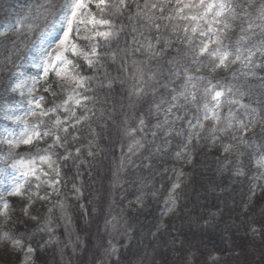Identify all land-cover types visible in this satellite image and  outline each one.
<instances>
[{"label": "trees", "instance_id": "16d2710c", "mask_svg": "<svg viewBox=\"0 0 264 264\" xmlns=\"http://www.w3.org/2000/svg\"><path fill=\"white\" fill-rule=\"evenodd\" d=\"M145 2L126 0L127 7L120 13L111 7L104 12L117 35L100 44L92 66L72 58L79 74L91 78L84 82L88 99L81 108L83 119L67 133H59V144L52 137L40 143L39 153L35 147L19 148L18 156L55 154L60 172L56 201L64 199L72 222L68 240L58 224V241H46L38 226L24 219L22 204L10 199L15 239L34 249L29 264H264V172L255 170L256 158L264 156V53L256 51L264 42V33L249 43L256 54L248 66L238 62L212 72L211 65L192 63L186 40L170 32L172 20L164 25L166 20L158 19L168 15L172 2L163 12L159 6L165 0H147L149 7L158 5L150 12ZM239 2L244 7L237 11L247 10L250 15L234 21L227 33L224 43L232 51L241 28L246 29L249 20H258L264 6V0H252L251 5L248 0ZM64 3L0 0V27L25 16L29 18L26 23L34 26L31 31L22 28L18 36L0 37V105L13 99L7 87L15 71L31 55L40 34L62 15L60 5ZM137 5L154 17L151 25L134 16ZM45 8L55 15L46 14ZM164 30L169 31L166 37ZM149 43L154 45L151 51ZM185 52H189L187 57ZM185 68L193 77H204L196 81V90L210 81L225 92L220 120L190 130L186 123L196 125L198 120L196 107L201 102L197 99L195 110L181 109L183 128L178 126L177 134L169 133L157 127V108L183 90ZM134 85L143 88L141 95H129ZM230 86L247 94L228 93ZM57 93L56 88L42 93L41 103L55 106ZM229 99L239 103L229 104ZM251 109H256L255 127L243 134L246 143L242 144L236 121L248 117ZM229 122L233 127H228ZM130 129L136 131L129 135ZM135 135L147 141L148 147L141 151L133 147ZM225 146L230 151L225 152ZM133 155L138 156L127 161ZM238 170L243 174H237ZM176 173L181 178L174 207L165 213ZM117 214L127 223L128 237L120 239L115 253L106 255L109 223ZM21 255L6 244L0 248V264H20Z\"/></svg>", "mask_w": 264, "mask_h": 264}, {"label": "snow or ice", "instance_id": "6c2138e0", "mask_svg": "<svg viewBox=\"0 0 264 264\" xmlns=\"http://www.w3.org/2000/svg\"><path fill=\"white\" fill-rule=\"evenodd\" d=\"M171 0H165V4L159 6L160 11L163 12V7L170 3ZM249 5H251L252 0H248ZM176 5H178L175 8V16H173L171 13L168 16H160L158 19H165V20H174L179 19L183 21H188L189 23L185 24L183 27V31L186 36V44L191 49V55H192V63L193 64H203L205 67H210V71L215 72L216 69H219L221 67L227 68L229 64H234L237 62H240L244 66H248L252 62L253 56L256 54L255 51H253L252 48H244L243 42L248 39V37L241 35L239 39L236 41V47L235 51H232L231 45H226L224 43V40L227 38V33L232 30L234 24L233 22L240 19L241 17H244L245 19L249 18V13L247 10L244 12H238L237 10L241 7H244L239 0H187V2H184V0H176ZM96 7L99 9L101 13H104L109 7L114 9L115 13H120L122 9H125L127 7L126 0H96ZM158 5L156 3H152L149 7V4L147 3V0L145 2L144 8L148 9L149 12L151 9H156ZM88 8V3L86 0H65V3L60 5V12L62 15L56 16V22L60 23L63 27V35L58 37L57 39V48L60 49V51L55 52L54 58L53 53L48 51L47 49H41L39 52V60L40 64L38 66L43 67V75L37 79L36 77H30L28 79H31L32 87L28 88V93L31 96L32 92L34 91L35 87L38 85L40 80H46L48 76V72L50 69H55L56 76L61 79V81L64 82V84L68 85H75V87L72 89L73 92H75V88H83L84 82L86 79H91L90 77H84L81 76L78 72L74 70L75 66L73 65V61L68 59L64 53L67 51H71L74 56H81L83 59L87 62L89 66H92L94 63V60L90 57H98L99 53L97 51L96 45H92L90 50H84L79 49L75 43L72 42V39L70 38V34L74 30L75 25V31L76 34L79 35L80 25H87L90 24L95 28L97 25L104 26L108 25L109 30L106 31H95L93 33L94 36L102 37L105 40H109L117 35L116 32L111 30V20L104 19V18H97L95 15L91 13H85L84 10ZM137 8L139 9L136 13H134V16L137 18H142L146 21L147 24L151 25L153 22L154 17L149 15L148 12L144 11L143 9H140V6L137 5ZM189 10L186 12L185 10ZM198 10V11H196ZM44 12L46 14H53L50 13L49 9L45 8ZM84 17V18H82ZM258 18L264 22V6H262V9L259 13ZM29 18L27 16L19 18L15 21L14 24H7L0 29V36L6 35L9 31H16L19 32L22 28H27L29 31L33 29V25L30 23H26V21ZM129 19H132V17H129ZM258 27L262 28V31H264V24L262 25H256ZM178 26H174L172 31L175 32L177 30ZM254 27V21L249 20L247 29L241 28V32L249 31ZM155 28L159 30L160 25L156 24ZM135 31V29H133ZM190 33V34H189ZM198 36L201 38L198 42V44L193 45L194 37ZM92 37L85 36L83 39H91ZM154 48V45L149 43L147 45V49L151 51ZM256 51H260L264 53V42H262V46L260 48H257ZM154 55H159V53H153ZM185 57L189 55V52L184 53ZM201 57H207V62L204 60H201ZM113 59H115V55H113ZM57 61L60 62V67L57 68ZM72 66V67H70ZM259 66V65H258ZM200 69L197 68V71ZM185 83L183 86V90L177 93V95H174L172 97L173 101H176L178 97H182L185 100H188L190 97L191 100H196V92L194 91L197 88V80H203L204 77H193L191 74L188 73V69L185 68ZM142 79V77H141ZM139 83V81H138ZM27 85V80L25 79H18L15 84L12 86V91H20L21 95H23V90L25 89ZM216 86L213 85L210 81L208 83V86L203 89V92L205 96H211V103L206 102L204 104V120L212 119L214 121H219L220 116L217 112V109L221 107V97L225 95V92L222 90H215ZM50 87H46L44 89L45 92H50ZM143 92L142 87H136L133 86V90L129 93V95H141ZM228 93H232L233 95H236L237 93L240 96H244L247 93L242 91L240 88H236L235 91L230 86L227 88ZM74 97L69 96V100L73 99ZM44 99L43 96H41L38 100L29 99V105H32L35 103V108L40 109V112L37 113L35 110H33L31 107L29 108L27 115L32 117H44L48 116L49 113L56 112L57 108L62 107L61 105H57L55 107L49 108V109H43L40 101ZM84 99H88V97H84ZM68 103L67 100L64 101V104L66 105ZM76 105H80L81 101L80 99L75 100ZM229 104H235L239 103L238 100L235 99H229ZM158 107V106H157ZM241 107H246L245 105H241ZM170 111V109H169ZM211 113V116L208 113ZM256 109H251V113L248 117L245 119L237 120L236 121V127L240 130H242V134L240 137L241 143H246V141L243 138V134L247 133L252 130L253 127H255V115ZM5 118L10 119L13 121H22L23 118L19 116H12L10 112L5 109ZM72 115H75L73 112ZM231 115V113H230ZM83 119V117L81 118ZM80 121L77 120L76 123H79ZM24 127L20 131V133L17 135L16 133H9L6 136H4L3 140L0 142L6 143L11 149H15L20 147L21 145H32L35 141H40L44 137L53 135L51 130H40V124L43 123L42 120L38 121L35 125H29L27 120H23ZM54 125L59 127L63 122L59 117L55 121H53ZM145 123L144 119L141 118L139 121L140 126H143ZM200 127L204 128V124L197 120L196 125H192V127ZM159 127V125H157ZM228 127H233L232 123L229 122ZM68 128L64 127L62 129L63 132L67 133ZM136 129H130L128 134L132 135ZM215 131V129H213ZM60 136L56 135L54 137V143L59 144L60 143ZM190 142V140H189ZM138 143V142H137ZM141 147L143 145H140ZM51 147V146H49ZM129 150H132V146H130ZM225 152L230 151V146H225ZM40 149H37V152L39 153ZM77 151H79L77 149ZM177 157L180 156V153H176ZM66 159L67 157H63ZM38 159L43 164H47L49 169H52L57 176H59V168H54L53 165L55 164V161L52 159L51 155H39ZM256 166L264 169V156H260L256 158ZM11 167L13 169H16L20 176L24 181L27 180L29 176L35 177L37 181L41 180V176L37 175V168L35 166V160H24L23 158L14 160ZM44 176L49 175L47 172L42 173ZM237 174H243L242 171L238 170ZM58 183V181H56ZM40 185L37 184V187ZM179 185H174L173 187H178ZM24 187V184L21 180L14 179V182L12 184L11 191H9V195H19L21 194V189ZM3 208L7 209L8 204L5 202L3 203ZM5 236L8 234L5 233ZM12 243L19 246L21 245V241L18 239H13ZM25 252L24 259L22 261V264H29V261L31 260V254L34 250L32 247H28L27 249H21Z\"/></svg>", "mask_w": 264, "mask_h": 264}, {"label": "rangeland", "instance_id": "374dc122", "mask_svg": "<svg viewBox=\"0 0 264 264\" xmlns=\"http://www.w3.org/2000/svg\"><path fill=\"white\" fill-rule=\"evenodd\" d=\"M88 3V8L85 11V13H91L95 15L98 19L106 17L105 13H101L99 9L96 7V0H86ZM172 6L168 11V15L171 13L173 16H175V8L178 6L176 5V0H171ZM184 2H187V0H184ZM188 12L189 10H185ZM198 11V10H196ZM167 15V16H168ZM84 18V17H82ZM170 20H166L164 25L170 24ZM189 23L188 21H183L179 19L172 20V26H171V34L181 35L182 38L186 40L185 33L183 31V27L185 24ZM264 22H262L260 19L254 21V27L249 30L242 32L241 35H244L248 37L243 42L244 48H250L249 43L252 41L254 36H259L264 33L262 31L261 27H258L256 25H262ZM174 26H178L177 30L175 32L172 31ZM3 27V26H2ZM0 27V29H2ZM62 25L60 23H54L52 26L45 29L42 34L39 37V40L37 41V44H35V48L32 50L31 55H29L26 59V61L15 71L9 86L7 87V91L9 94H11L13 99L10 102L4 101L2 105H0V141L3 140L4 136H6L9 133H16L17 135L20 133V131L24 127L23 120H27L29 125H35L38 123V121L42 120L43 123L40 124V130H51L53 135L44 137L40 141H35L32 145H24V146H35L37 149L43 148V146H40V143L45 141L46 139L54 138L56 135H59V133L62 132V129L64 127H71L78 123H76L77 120L81 121L83 114L81 111L82 106L87 102V99L85 100L84 97H87L86 95V89L85 86L83 88H75V92L72 91V89L75 87V85H68L64 84L63 81L59 77L56 76L55 69H50L48 72V76L46 80H40L38 85L35 87L34 91L32 92L31 96L28 93V88L32 87L31 79H28L30 77H36L39 79L43 75V67L38 66L40 64L39 60V52L41 49H47L48 51L54 54L57 51H60V49L57 48V39L58 37L63 35ZM247 29V28H246ZM109 30L108 25L100 26L97 25L95 28H93L92 25H80L79 35L76 34L75 31V25L74 30L70 34V38L72 39V42L77 45L79 49L84 50H90L92 45H96L97 49L100 46V44L105 41L104 38L94 36L93 33L95 31H106ZM113 30V28H111ZM169 32V31H168ZM168 32L164 30L163 37H166L165 33ZM18 32L16 31H9L6 35L0 36L2 37H8L17 35ZM26 34V33H25ZM24 34V35H25ZM190 34V33H189ZM23 35V36H24ZM264 35V34H263ZM18 36V35H17ZM89 36L92 37L91 39H83V37ZM176 37V36H175ZM201 38L198 36L194 37L193 45L198 44L199 40ZM186 49L191 53V49L186 44ZM233 51H235V47L233 48ZM64 55L70 59V58H76V59H83L81 56H74L72 52L69 50L64 53ZM91 59H94L96 57H90ZM238 63V62H237ZM73 65L75 66L74 70L78 72L77 65L73 62ZM60 67V62L57 61V68ZM72 67V66H70ZM139 71H144L141 65H138ZM140 75V73H138ZM18 79H25L27 80V85L25 89L23 90V95H21L20 91L13 92L12 86L15 84V82ZM51 84H54L53 88H56L57 94L55 96L59 97L58 102L55 106L61 105L62 107L57 108L56 112L49 113L48 116L44 117H32L28 116L27 112L29 108L31 107L33 110H35L37 113L40 112V109L35 108V103L32 105H29V99L38 100L41 97V93L44 92V89L46 87H51ZM205 87H201V89L197 88L194 90L196 92V100L200 99L201 105L199 107H196V114H198L197 119L200 122H206L209 120H204V104L206 102L211 103V96H205L203 89ZM51 89V88H50ZM218 90V89H215ZM49 93V92H46ZM198 93V95H197ZM69 96L74 97L73 99L69 100ZM222 98V97H221ZM80 99L81 103L80 105H76L75 100ZM67 100L68 103L65 105L64 101ZM195 101V100H194ZM189 97L188 100H185L182 97H178L176 101H167V105L161 104L157 108L158 117H159V127L163 128L165 131L171 133L177 134V127L180 126V129L183 128L181 126V118L185 116L182 114L181 109L186 107L189 110L194 109L193 105L194 102ZM42 101H40L41 103ZM43 109H49L55 106H47L45 104H42ZM5 109H7L8 112L12 114V116H19L22 117V121H13L10 119L5 118ZM170 109V111H169ZM222 111V107L217 109V112L220 116V113ZM75 113V115H72V113ZM195 114V115H196ZM211 116V113H208ZM195 115H191L193 118ZM59 117L61 121L63 122L59 127L54 125L53 121H55ZM186 126L190 130H195V127H192L191 123H186ZM138 142V143H137ZM152 142V141H149ZM140 145H143L142 147ZM148 147L147 141H145L143 138L139 137L138 135H135L133 137V147H138L141 151V149H144L145 147ZM151 148H154L151 147ZM140 154V153H139ZM42 155H49L48 152L42 154ZM135 156L133 155L128 158L127 161L133 162ZM52 159L55 161V164L53 165L54 168L58 167V162L55 159V154L51 155ZM24 160H35V166L37 168V175L41 176V180L37 181L35 177L29 176L26 181L22 179L20 176V173L11 167L14 160L21 159ZM128 162V163H129ZM255 170L264 172V169H261L256 166L255 163ZM47 172L49 175L44 176L42 173ZM60 173V172H59ZM59 176L56 175V173L49 169L47 164L41 163V161L38 159V155H32V156H18V148L11 149L6 143L0 142V248L6 244H9V247L11 250L14 251V253H18L21 251L22 253V261L25 256V252L21 249H27L30 245H25L21 243V245L17 246L12 243V240L15 239L14 233V226L16 225V219L13 217L12 212L10 213V199H14L21 206L24 207V219L27 220L31 225L38 226L39 232L44 234V239L48 242L58 241L56 234V230L58 228V224L61 225V228H64V239L68 240V230L72 229V222L70 219V216L67 211V205L64 204L63 201H56V198L59 196L60 193V186H59ZM181 175L176 173L173 179L174 185H178L180 181ZM14 179L21 180L24 184V187L21 189V194L19 195H9V191H11L12 184L14 182ZM58 181V183H56ZM37 184L40 186L37 187ZM264 184V181H263ZM177 187H173L170 190L168 199L166 201V211L165 213H169L172 208L174 207V193L175 189ZM8 204V208H3V203ZM60 222V223H59ZM14 225V226H13ZM109 228L111 231V240L108 245V251L106 252V255L113 254L116 251V247L120 241L121 238L127 239L129 229L127 227L126 221L120 216V215H114L112 221L109 223ZM48 232V233H47ZM7 233L8 235L5 236L4 234ZM32 247V246H30ZM34 250V249H33ZM34 254V251L29 254L31 256V260L29 263L32 262V256ZM22 264V262L20 263Z\"/></svg>", "mask_w": 264, "mask_h": 264}]
</instances>
